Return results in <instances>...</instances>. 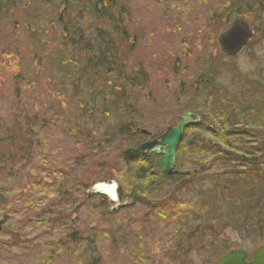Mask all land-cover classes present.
I'll use <instances>...</instances> for the list:
<instances>
[{"label": "trees", "instance_id": "16d2710c", "mask_svg": "<svg viewBox=\"0 0 264 264\" xmlns=\"http://www.w3.org/2000/svg\"><path fill=\"white\" fill-rule=\"evenodd\" d=\"M216 6L204 7L207 35L233 14L264 11V0H219ZM138 8L136 0H0V18L15 43L12 79L21 83L15 89L28 95L43 84L53 90L44 115L15 117L6 142L0 139L1 233L8 236L0 247L6 257L17 245L19 233L7 228L17 217L43 228L41 239H29L36 264H50L65 252H76L78 264H98V239L119 249L149 239L143 222L128 221L136 207L143 208L145 222L174 224L175 239L166 245L176 257L181 246L186 255L203 236L216 239L217 230L264 242V80L244 75L232 88L223 87L210 64L196 80H178L185 75L178 64L188 54L178 42L168 56L150 53L155 37L138 33L144 27L137 25ZM171 56L174 72L165 77ZM158 83L173 88L171 107L158 109L162 119L186 109L201 116L185 128L171 175L159 173L153 155L124 153L143 138L136 128L160 134L158 110H151L144 92L140 100L134 93ZM192 134L196 140L189 144L185 138ZM110 180L117 182L119 200L128 201L115 212L103 194L89 191ZM221 245L222 253L230 248Z\"/></svg>", "mask_w": 264, "mask_h": 264}, {"label": "rangeland", "instance_id": "374dc122", "mask_svg": "<svg viewBox=\"0 0 264 264\" xmlns=\"http://www.w3.org/2000/svg\"><path fill=\"white\" fill-rule=\"evenodd\" d=\"M138 5V17L137 25L144 24L138 28V33L141 36H145L147 33L151 39L155 37V42L152 48H148L151 53H156L158 57L168 56V49L171 48L172 52H176L177 42L180 43V47L187 53L186 60L178 64L177 71L181 72L184 69L185 75L181 72L178 76V80L194 81L201 74V71L205 70L209 64L213 67L218 75V81L220 84L228 88H232V83H237L238 77L247 75L255 79L264 80V11L251 12L246 20L249 21L254 29V37L249 44L242 49L235 56H224L219 53L218 46L215 42V35L218 33H210L207 35L205 25L207 20L204 14V7H211V4L217 10V2L219 0H181L186 6L189 7L188 11L181 1L175 2V0H136ZM201 1V2H200ZM203 3V5L201 4ZM202 5V7H200ZM220 8V7H218ZM200 12V13H199ZM203 12V13H202ZM198 15V17H196ZM205 21V24H204ZM5 19L0 18V139L6 142V135L10 133L11 125L15 121V117L19 118L20 115L27 113L28 115L42 114L44 115L47 97L50 95L43 84H41L37 91L27 95V91L22 87L15 89L16 86L21 83L12 79L15 73V67L11 61V48L15 46V43L10 39L9 28ZM229 22V21H228ZM223 26L222 28H225ZM221 28V29H222ZM142 29V30H141ZM177 29V31H176ZM179 29V30H178ZM204 30V32H203ZM178 35L176 37L175 35ZM147 36V37H148ZM204 36L205 39L200 38ZM189 44L188 47L185 45ZM186 50V51H185ZM145 53V52H144ZM180 53V52H179ZM9 54V55H8ZM171 54V53H170ZM169 54V55H170ZM178 55V54H176ZM175 56V54H174ZM178 57V56H176ZM173 56L167 61L166 70L164 68V76L168 77L169 70L174 72L173 65L176 63L173 60ZM201 58L205 59L204 64L201 63ZM159 62V60H158ZM162 62V60H161ZM164 62V60H163ZM208 64V66H207ZM168 66V67H167ZM159 67L156 65L155 68ZM189 73V75H188ZM236 77V79L234 78ZM189 78V79H188ZM151 80L157 81V75L151 76ZM54 81L50 84L53 86ZM233 84V88L235 86ZM143 92L150 98L148 104L151 106V110H158L162 106H170L172 104L171 94H173V88L168 84L160 85L157 87L152 85L149 88H142L135 91V96L140 100ZM164 98L165 100H162ZM171 110V109H170ZM158 110L155 117L162 119V115ZM165 111V110H164ZM182 111H178L176 116H165L156 130L161 132L165 131L166 126L170 123V118L178 120V114ZM156 120V119H155ZM20 124L21 120H17ZM168 122V124H167ZM157 124L154 125V127ZM198 136L206 138L205 134ZM56 137V135H55ZM188 138V136H186ZM54 137L51 136V140ZM7 143H3L4 147H7ZM104 185H112L115 188V183H105ZM107 190V189H106ZM191 193H188L186 197L183 195L185 202H190ZM117 201H113L115 206ZM143 208L136 207L132 211H128L127 217L129 223L134 221L143 222L140 225L142 229H148L149 239L143 241L142 244L125 245V248H117L108 243L105 239L97 240V258L94 261H99L98 264H212L213 261L222 253L221 241H225L230 248L243 247L249 253L257 245L255 238L247 235H240L236 231L227 229L225 231L217 230V238L211 239L208 236H203V242H198V245H190L187 254L185 255L183 247L181 246L178 252V257L172 253L167 252V242L172 243L175 236L172 234L174 231L172 227L174 224L163 223L154 224L153 222H145ZM87 223L92 222L93 215L87 213ZM118 218V217H116ZM11 223L7 228L15 229L19 234L17 238V245L10 250V256H5V250L0 247V264H36L35 257L32 256L36 250L35 244L29 239L39 235L41 239V233L43 228L41 226L33 225L31 223L26 224L25 220L13 217ZM115 222V221H114ZM113 222L115 226L116 223ZM150 222V221H149ZM152 229V232L150 230ZM249 237V238H248ZM8 236L0 231V244H6ZM197 244V242H194ZM79 252V251H77ZM76 252L59 253L57 259L50 264H70L76 263L77 255L75 258L72 256ZM82 263L80 259V264Z\"/></svg>", "mask_w": 264, "mask_h": 264}, {"label": "water", "instance_id": "95a60500", "mask_svg": "<svg viewBox=\"0 0 264 264\" xmlns=\"http://www.w3.org/2000/svg\"><path fill=\"white\" fill-rule=\"evenodd\" d=\"M252 36L253 31L250 23L244 17L234 15L228 25L216 34L215 42L220 54L234 56L247 45ZM195 118L199 120L200 116L192 111H185L180 115V120L175 126L168 127L158 140L144 142L135 148H128L126 153L130 156L138 153L148 155L150 151L160 154L155 160V165L161 173L171 174L175 165L176 148L182 139L183 129L189 123L195 122ZM140 132L148 134L144 129H141ZM194 138L195 136L190 137L188 142L193 143ZM110 189L112 192V187ZM93 190L105 193L106 187L104 184H96L93 186ZM125 204L124 202L121 205ZM114 209L112 208V210ZM1 222L0 220V224ZM214 264H264V243L256 246L249 257L245 249H230L220 256Z\"/></svg>", "mask_w": 264, "mask_h": 264}, {"label": "flooded vegetation", "instance_id": "af4514ba", "mask_svg": "<svg viewBox=\"0 0 264 264\" xmlns=\"http://www.w3.org/2000/svg\"><path fill=\"white\" fill-rule=\"evenodd\" d=\"M150 138H149V136H146L145 138H144V140H142V142H144V141H146V140H149Z\"/></svg>", "mask_w": 264, "mask_h": 264}]
</instances>
